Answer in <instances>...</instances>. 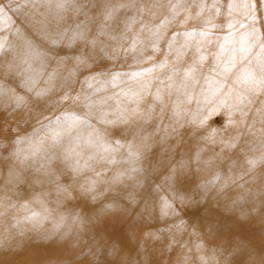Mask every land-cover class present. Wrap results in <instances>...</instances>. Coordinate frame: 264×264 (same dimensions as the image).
<instances>
[{
  "label": "snow or ice",
  "instance_id": "snow-or-ice-1",
  "mask_svg": "<svg viewBox=\"0 0 264 264\" xmlns=\"http://www.w3.org/2000/svg\"><path fill=\"white\" fill-rule=\"evenodd\" d=\"M0 53V101L66 122L38 157L0 125V208L86 236L87 264H149L188 227L201 264H264L225 225L264 233V0H10Z\"/></svg>",
  "mask_w": 264,
  "mask_h": 264
},
{
  "label": "bare ground",
  "instance_id": "bare-ground-1",
  "mask_svg": "<svg viewBox=\"0 0 264 264\" xmlns=\"http://www.w3.org/2000/svg\"><path fill=\"white\" fill-rule=\"evenodd\" d=\"M222 2L227 3L228 0H222ZM6 4L7 3L5 1L2 5ZM172 31H174V29ZM169 34H171V31L169 32ZM4 35L7 36L9 34L5 33ZM12 103L13 102L11 100L0 101V116L2 114L4 122L8 123L6 125V128H11L12 133H16V135L18 136L26 133L27 130L23 128L26 125L30 126L32 130L37 127H40L41 130H43V128L40 126L41 122L47 124V121H44L42 117L38 120L36 118L35 109H32L31 115L29 114V111L27 109L20 112H15L12 107ZM192 107H195V105L193 104ZM14 112L15 114H13ZM236 119H239V117L237 116ZM47 127L48 134L45 136H42V134L40 135L39 131L34 132L37 133L35 135V138L31 140V143H28V148L23 150V152L38 157V155L42 153L43 150L47 147L46 141L50 142V137H52L57 131H60L64 127H66V123L61 122L60 125H57L55 124V122H53L52 125H49ZM254 133V135L250 136V140L253 142L254 147H259V123L256 124ZM216 147V149L219 150V146L217 145ZM17 149H19L18 145L13 144L12 150L15 151ZM208 154H211L210 151ZM33 207L35 211H40L38 207ZM26 215H28V213L24 212L22 209H13L11 207L0 208V264H12V257L20 258L19 261H15L16 264H42V261H46L44 264H47V262H49L50 260L47 261V258L42 257L44 256L41 255L43 252L34 250V248L36 249L37 246L41 245H44L46 254L55 255L56 257L58 256V254L65 252L66 246H69L70 248L68 251L70 253V256H75L76 254L77 257H85L88 250L87 248H84L82 254L80 244L87 243L86 236L81 240L84 243H77L76 230L66 228L63 225L57 227V223L54 217L42 221L39 225H35L25 220ZM225 225L229 228H236L240 232V234L248 237L257 246H259L261 243H264V233L261 232L259 219L254 221V223L239 224L234 220V218H230L225 221ZM241 227L246 231V235L243 234ZM68 231L72 232L71 236L65 235V233ZM171 234L172 233H168L169 236ZM184 235L187 237V239H181V241H186V246H188L189 243L193 242L194 239L199 236H202V238H204V234L200 232L199 229L195 231L190 227L187 228V231L184 232ZM52 239L56 240L57 244H51ZM190 239H192L193 241ZM154 244L156 249L150 244H143L142 250L144 261L149 262V264H174L173 262L180 261L179 259L168 258L170 252L172 251V248H175L178 245V242H171L168 245L163 244L161 246V257L159 259H150V252L159 257L160 248H157L159 247V244H157L156 241H154ZM57 258L60 260L59 257ZM161 259L162 262H158ZM151 261H154V263ZM66 262H72V260L67 259ZM49 264L53 263L50 262Z\"/></svg>",
  "mask_w": 264,
  "mask_h": 264
},
{
  "label": "rangeland",
  "instance_id": "rangeland-1",
  "mask_svg": "<svg viewBox=\"0 0 264 264\" xmlns=\"http://www.w3.org/2000/svg\"><path fill=\"white\" fill-rule=\"evenodd\" d=\"M5 1H6L7 4L10 2V0H0V5L4 4ZM0 54H2V53H0ZM223 115H224V113L222 111L221 112H217L211 119L215 120L217 117L223 116ZM225 119H226V117H225ZM62 123H66V122L62 121ZM210 123H211V121H210ZM7 124L8 123L4 122V118L2 117V114H1V116H0V125L3 126V131L5 133H7L9 131V129H11V128H6ZM211 126L212 127H216L217 125L212 124ZM23 128L25 130H27L25 134H22V135L18 136V135H16V133H12L13 136H16L18 138H20V137L24 138L25 142H23V143L14 142L15 145H18L20 150H25L26 148H28V146H29L28 143H31V140L34 139L35 135L37 134V133H34L35 131H39L40 132L39 134L40 135L42 134V136H45V135L48 134V132H47L48 127H43V130H41L40 127L34 128L32 130L30 126L26 125ZM228 135H235V131L232 130V129H229L228 130ZM0 139H2V137H0ZM216 150L218 151V149H216ZM11 153L9 152V154H11ZM249 223H254V221L253 222H249ZM190 228L192 230H195V231L198 230V228H196V229H194L193 227H190ZM241 229H242L243 234L246 235V231L242 227H241ZM160 232L166 233V229L162 227L160 229ZM173 236L175 237L174 239H173ZM181 239H185V240L187 239V237L184 235V232H173L170 236L168 235V233H166V235H164V236H162L160 238V242H157V244H159V247H157V248L158 249L160 248L159 257H157L155 254L150 252L149 253L150 254V259H153V258H158L159 259L161 257V255H160L161 254V246L163 244L164 245H168L171 242H178V245L175 248L174 247L172 248V251L170 252V255L168 257L169 259H179L180 260L179 262H173L174 264H201V257L202 256H204L205 258H208V257H210L212 255V250H213L214 246L208 245V243H206L205 239L202 238V236L197 237L196 239H194V241L192 239H190L193 242L189 243L188 246H186V244H185L186 241H181ZM80 243H84V242L80 241ZM51 244H57V241L52 239L51 240ZM147 244L152 245L156 249L155 244H154V240H148ZM198 244L199 245H203V250L202 251L197 249L196 245H198ZM142 247H143V244L141 245L142 255H141L140 259H141V261H144ZM69 249H70L69 246H66L65 252L61 253V254H58L57 257L60 258V260H59L55 255L46 254V250H45L44 245L37 246L36 249L34 248V250H36L38 252H40V251L43 252L41 254V255H44V256H42L43 258H47V261L50 260L49 262H47V264H49L50 262H52L53 264H87V261L85 260V257H77L76 254H75V256H70V253L68 252ZM36 251H31V252H36ZM67 259H71L72 262H68L67 263L66 262ZM19 260H20V258L12 257V264H16L15 261H19ZM45 262L46 261H42V264H44ZM151 262L154 263V261H151ZM158 262H162V259L160 261H158Z\"/></svg>",
  "mask_w": 264,
  "mask_h": 264
}]
</instances>
